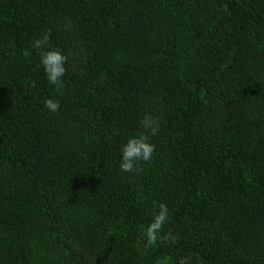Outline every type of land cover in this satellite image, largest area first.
I'll use <instances>...</instances> for the list:
<instances>
[{
    "label": "trees",
    "instance_id": "1",
    "mask_svg": "<svg viewBox=\"0 0 264 264\" xmlns=\"http://www.w3.org/2000/svg\"><path fill=\"white\" fill-rule=\"evenodd\" d=\"M0 264H264V0H0Z\"/></svg>",
    "mask_w": 264,
    "mask_h": 264
},
{
    "label": "clouds",
    "instance_id": "2",
    "mask_svg": "<svg viewBox=\"0 0 264 264\" xmlns=\"http://www.w3.org/2000/svg\"><path fill=\"white\" fill-rule=\"evenodd\" d=\"M51 30L46 31L39 38L31 42L32 47L44 49L40 53V62L44 67L48 81L56 86V90L63 87L62 77L65 75V63L67 57L58 49L48 47L50 42ZM27 55V50L25 52ZM44 106L55 112L59 109V102L55 99L48 98L44 101ZM143 131L136 136L130 137L121 149L120 168L124 172L137 171V161H148L152 158L155 146L149 142V135L155 136L159 131V124L150 114H146L140 120ZM167 208L165 205L160 206V212L155 217V223L161 224L165 219Z\"/></svg>",
    "mask_w": 264,
    "mask_h": 264
}]
</instances>
